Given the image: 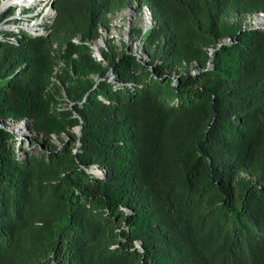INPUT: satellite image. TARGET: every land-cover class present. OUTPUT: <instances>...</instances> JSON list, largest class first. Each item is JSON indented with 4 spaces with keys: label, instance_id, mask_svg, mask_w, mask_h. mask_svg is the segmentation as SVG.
Listing matches in <instances>:
<instances>
[{
    "label": "trees",
    "instance_id": "1",
    "mask_svg": "<svg viewBox=\"0 0 264 264\" xmlns=\"http://www.w3.org/2000/svg\"><path fill=\"white\" fill-rule=\"evenodd\" d=\"M131 5L150 14L147 60L110 41L92 56ZM52 9L46 34L0 24V120L68 138L28 152L0 129V264H264V29L241 23L264 0ZM57 52L75 73L65 100L49 91Z\"/></svg>",
    "mask_w": 264,
    "mask_h": 264
},
{
    "label": "rangeland",
    "instance_id": "2",
    "mask_svg": "<svg viewBox=\"0 0 264 264\" xmlns=\"http://www.w3.org/2000/svg\"><path fill=\"white\" fill-rule=\"evenodd\" d=\"M13 7L14 12L9 17H6L5 22H0V24H6V25H23L24 23H35V28L38 30H43L44 32H47V27L50 24L51 18L54 14V11L52 8L49 7V0H38V2L29 3L25 6H16L11 5L8 6ZM5 8L4 10H7ZM50 9V14L46 15L47 11ZM2 10V11H4ZM149 11L145 7H141V9H137L134 5H131L121 11L109 13L107 15V18L109 20V27L108 28H100L99 29V36L89 43V47L92 51V56L96 57V50L93 48V44L97 43V40H103L102 46L99 47V50L97 51L100 55V51L104 49H108V42L109 45L111 44L112 50L116 52H128L137 57L139 56L140 60L146 61V55L141 50V39L140 36L137 35V30H142L143 32L146 31L148 28H150L151 25V19L149 18ZM15 19L17 22H12V20ZM147 19L149 21H147ZM261 19H264V14L261 15L259 13L254 14H248L245 15L241 19L242 26H250L252 23L257 25V22ZM37 29H33L36 31ZM28 30V29H27ZM29 31V30H28ZM74 42H78V40L75 38L73 39ZM96 41V42H95ZM225 41H228L226 39ZM223 42V41H222ZM211 53V49H210ZM209 53V54H210ZM57 62L52 70L51 78H50V92L53 93L56 96V93L53 91L54 87L52 85L58 86L59 92L61 97L65 100L66 99V93L65 90L62 87V83L60 80L62 78H65L66 76H70V79L73 80L75 78V73L73 72L72 68V58H68L66 56H62V53L59 54L57 52ZM74 57V56H72ZM101 57V56H100ZM97 58V57H96ZM108 78H112L111 74L109 73ZM68 107H70V104L65 102ZM65 105V104H63ZM63 107V106H62ZM67 107V106H66ZM20 121H2V123H5V126H22V129H18L19 131L17 133H14L12 131L9 132L16 141V144L20 147H24V149L28 152L31 150H38V152H43L45 150H51L53 147H56V150L61 148L64 144L68 143V138L64 133L60 134V137L51 135L48 138H45L41 135L35 134L28 126L27 122L25 120ZM18 122V123H15ZM74 127L71 128V131L75 133ZM17 153H19V156H23V151L17 149ZM94 171H97L94 169ZM136 247H139V243L135 242L134 244Z\"/></svg>",
    "mask_w": 264,
    "mask_h": 264
},
{
    "label": "water",
    "instance_id": "3",
    "mask_svg": "<svg viewBox=\"0 0 264 264\" xmlns=\"http://www.w3.org/2000/svg\"><path fill=\"white\" fill-rule=\"evenodd\" d=\"M52 2H53V0H49V7H50V9L52 8ZM11 5H13V4H12V2H10L9 0H0V12H1L2 10H4L5 8H7L8 6H11ZM7 9H8V8H7ZM52 10H53V9H52ZM260 14H263V13H260ZM149 15H150V14H149ZM149 18H150V17H149ZM19 27L24 28V29L27 30V28H26L24 25H19ZM248 29H264V25H256V24L252 23V25L248 26ZM29 32H31V31H29ZM31 33H34V34H40V33H38L37 31H33V32H31ZM98 39H99V38H98ZM219 45H220V44H218L217 47H219ZM93 48H94V47H93ZM94 50H95V48H94ZM96 55H97V56H96L97 59H99V58H100V55H99V53H98L97 51H96ZM137 58H139L138 55H137ZM72 114H73L72 116L78 118V120H79L78 125H76L75 128H74L75 135L78 137L79 132H80V127H81V121H80V118L78 117V115H77L76 113L73 112ZM0 129L7 130V131H11L10 129H8V128H6V127L4 126V123H2L1 120H0ZM138 243H139V242H138ZM139 247H140V243H139Z\"/></svg>",
    "mask_w": 264,
    "mask_h": 264
},
{
    "label": "bare ground",
    "instance_id": "4",
    "mask_svg": "<svg viewBox=\"0 0 264 264\" xmlns=\"http://www.w3.org/2000/svg\"><path fill=\"white\" fill-rule=\"evenodd\" d=\"M9 1L12 2L13 5L21 6V7L22 6H25V5L29 4V3H32V2H34V3L38 2V0H9ZM46 11H47L46 12L47 13L46 15L50 14V12H51L50 9H48ZM261 15H263V14H261ZM147 21H149V20L147 19ZM35 23L36 22H32V23H29V24L28 23H24L23 25L29 31L33 32L34 31L33 29H35ZM257 25H264V19H261L260 21H258L257 22ZM101 44H103V40L102 39L101 40L98 39L97 40V43L93 44L94 45L93 47L95 48L96 51H98L99 50V47L102 46ZM5 127L8 128V129H10L14 133H17L19 131L18 129H22V126H15V127L14 126H9V127L8 126H5Z\"/></svg>",
    "mask_w": 264,
    "mask_h": 264
},
{
    "label": "built area",
    "instance_id": "5",
    "mask_svg": "<svg viewBox=\"0 0 264 264\" xmlns=\"http://www.w3.org/2000/svg\"><path fill=\"white\" fill-rule=\"evenodd\" d=\"M35 29H37V28H35ZM38 33H40V34H46L47 32H44L43 30H36Z\"/></svg>",
    "mask_w": 264,
    "mask_h": 264
}]
</instances>
